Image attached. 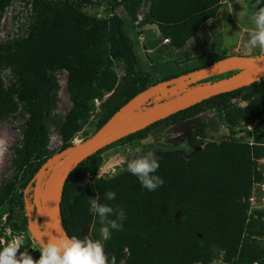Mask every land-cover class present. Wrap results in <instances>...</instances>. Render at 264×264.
<instances>
[{
  "label": "trees",
  "instance_id": "1",
  "mask_svg": "<svg viewBox=\"0 0 264 264\" xmlns=\"http://www.w3.org/2000/svg\"><path fill=\"white\" fill-rule=\"evenodd\" d=\"M8 1L0 0V6ZM40 1L48 10H65L62 21L68 23V27L65 24L68 30L72 24L70 20L81 16L72 4H65V8H62L59 4ZM139 1L111 0L108 5L107 13H111L108 31L110 51L115 57L123 56L126 59L135 85L126 91L122 100L106 112L96 130L138 92L157 82L204 69L225 56L233 55L227 54L225 49L212 51L211 47V50L205 49L201 54L191 57L174 56V53H178L196 34L200 26L216 14L220 0H148L149 12L144 17V22L157 24L160 32L152 43L141 44L137 38L140 32H137L133 25ZM252 2L255 11L258 7H264V0H259V4L257 0ZM118 7H122V14L114 11ZM98 23L99 21H96V24ZM72 36V39L65 40V49L61 53L50 54L45 51L47 49L36 53L29 51L28 58L32 62V68L21 72L25 84L18 97L29 113V118L22 138L13 146L16 160L26 171L17 201L21 209L31 215L30 221L34 226H41L44 231L43 221L36 211L33 187L37 170L47 160L44 157L47 138L44 116L46 109L50 107L53 90L47 70L61 67L68 72L66 85L71 106L60 129V134L66 142L62 148L64 149L71 145L68 142L71 135L80 130L86 121L94 97L90 85L98 77H104L109 69L103 59L99 58V43L93 41L96 48L88 47L93 33L83 34L84 37L88 36L83 45ZM165 38L169 39V43L163 42ZM106 47L107 45L105 49ZM143 47L152 48L155 56H148L149 71L142 69L138 61V54L149 55L142 51ZM33 53L35 55L32 60L30 57ZM239 55L250 56L249 52ZM191 60L194 63H191ZM243 67L244 65L237 64L224 67L216 74L181 90L212 82L220 79L219 76L223 73L227 76ZM262 79L264 76L243 87L211 96L177 111L114 141L78 163L68 174L60 197V216L64 231L69 236L85 239L82 226L89 222L91 213L87 202L82 200V195L88 193L90 198L95 197L100 203L112 207L119 205L124 210L126 218L122 221V229L112 231L109 239L112 249L109 252L107 248L104 250L109 259L114 257V263L124 257L123 247L128 250L125 264H196L203 257L210 255L211 245H218L225 251L227 260L234 258L233 264H245L246 257L249 256L247 250L244 245L239 250L245 221L242 199L248 195L250 186V159L262 155L257 148L252 147L251 153L244 145L236 142H206L200 150L194 151L195 146L201 145L200 141L196 140V126L194 132L184 141L157 159L160 167L155 174L159 175L164 183L155 191L150 192L143 188L137 177L127 170L110 178H97L96 173L101 163L100 154L105 149L122 142L140 141L148 130L163 121L180 124L197 114L206 104L218 103L230 96H254L261 93L264 91ZM173 94L174 92L165 95ZM154 98L155 96L139 104L152 106L157 102ZM5 99V92L0 83V100ZM136 105L127 112L129 116ZM250 110L256 115L264 114L262 107H258L259 112L253 107ZM185 155L189 157L186 158ZM48 173L49 171L44 174L41 186ZM110 190L116 193V198L112 201L106 200L104 196V193ZM10 193V188L3 189L0 207L4 206V201H9L7 196ZM109 218L115 219L114 216ZM44 241H47L46 237Z\"/></svg>",
  "mask_w": 264,
  "mask_h": 264
},
{
  "label": "rangeland",
  "instance_id": "2",
  "mask_svg": "<svg viewBox=\"0 0 264 264\" xmlns=\"http://www.w3.org/2000/svg\"><path fill=\"white\" fill-rule=\"evenodd\" d=\"M44 1L53 5L59 4L62 8H65V4H72L81 16L70 20L72 24L69 31L65 28V24L68 27V23L62 21L65 10L61 9L58 12L54 9V11L48 10L40 0H9L0 6V83L6 96L5 100H0V198L4 188L11 189V193L7 196L9 201H4V206L0 207V247L4 242L22 235L25 238V245L19 251H27L34 260L39 259L40 238L43 236L44 240L45 231L41 226H34L30 221L31 215L28 212L26 214L17 201L26 171L13 153V146L22 138L29 118V113L18 97V94L23 92L25 84L21 72L32 68L28 52L36 53L47 49L45 51L50 54L61 53L65 49V40L72 39V35L79 44L83 45L84 39L88 37H84L83 34L93 33V39H89V49L96 48L93 41L99 43V58L103 59V63L109 69L104 77H98L90 85L94 97L84 125L74 132L68 141L71 145L79 144L90 137L106 112L122 100L126 91L135 85L126 59L123 56L115 57L109 48L108 31L111 13H107V8L111 0ZM149 5L148 0H140L133 21L136 31L144 37L142 43L153 41L160 32L157 24L144 22V17L149 12ZM114 11L118 14L123 13L122 7ZM253 12L255 8L252 0H220L216 14L204 22V27L197 37L199 45L195 51L201 54L202 50H211L212 47V51L225 49L227 54L249 52L252 57L263 54L259 49L250 50L245 47L248 32L253 27L250 19ZM96 21L99 23L96 24ZM165 43H169V39ZM143 48L142 51L149 55L138 54V61L142 69L149 71L148 56H155L151 48ZM176 53H174L175 57L183 56L182 52ZM34 55L33 53L30 59L33 60ZM190 62L192 63L193 60ZM47 74L53 83V90L50 107L46 109L44 116L47 133L44 147L46 159L62 150L66 143L60 134V129L71 106L66 85L67 70L54 67L48 69ZM225 75L226 73H223L219 77ZM261 81L264 83V79ZM168 96L170 95H156L154 100L159 101ZM146 105L148 104H137L130 114L141 112ZM251 107L257 112H259L258 107L264 108V91L254 96L241 94L226 97L218 103L206 104L197 114L188 117L180 124H172L169 120L163 121L148 130L140 141L122 142L105 149L100 154L101 163L96 177H113L127 170V161L130 158L135 155H147L150 150H155L156 159L161 158L165 152L176 147L185 140L184 138L192 134L196 126L198 127L196 140L201 143L196 146V151L206 142L216 144L236 142L250 151L252 147L257 148L262 155L250 159V186L248 195L242 199L245 221L239 250L243 245L247 250L249 256L246 257L245 264H264V114L252 113ZM128 117L129 113L124 118ZM249 155L252 154L249 152ZM82 197L84 198L82 200L90 206L89 194L84 193ZM89 218V222L82 226L84 238L101 240L102 221L92 213L89 214ZM102 243L104 250L107 248L109 252L112 249L109 240ZM122 252L124 257L116 263L111 261V264H125L128 256L127 248L122 247ZM233 260L234 258L226 259L223 248L211 245L210 255L203 257L196 264H233Z\"/></svg>",
  "mask_w": 264,
  "mask_h": 264
},
{
  "label": "water",
  "instance_id": "3",
  "mask_svg": "<svg viewBox=\"0 0 264 264\" xmlns=\"http://www.w3.org/2000/svg\"><path fill=\"white\" fill-rule=\"evenodd\" d=\"M244 65L212 82L181 90L230 65ZM264 76V55L243 56L228 55L214 64L194 71L186 76L173 77L155 83L138 92L120 106L88 139L79 144H72L48 158L37 170L33 187V199L36 211L43 221L45 235L56 234L64 227L60 216V197L70 171L82 160L114 141L141 130L177 111L188 108L211 96L238 89L253 80ZM174 92L170 97L161 99L152 106L131 117L124 118L129 109L140 102L156 95ZM49 171L43 185L44 174ZM46 240H47V236Z\"/></svg>",
  "mask_w": 264,
  "mask_h": 264
},
{
  "label": "clouds",
  "instance_id": "4",
  "mask_svg": "<svg viewBox=\"0 0 264 264\" xmlns=\"http://www.w3.org/2000/svg\"><path fill=\"white\" fill-rule=\"evenodd\" d=\"M250 19L253 27L248 32L245 47L250 50L259 49L264 53V7H258ZM159 167L155 150H150L147 155H135L127 161V171L136 176L141 186L150 192L164 183L163 179L155 174ZM104 196L106 200L112 201L116 198V193L110 190L105 192ZM89 200V212L98 216L103 223L100 228L101 240L87 237L82 240L76 236H69L62 229L57 230L55 235H45L46 242L42 239L43 236L40 238L38 248L40 256L34 260L27 251H19L25 245V238L21 235L4 242L0 247V264H111L114 257L109 259L102 241L111 239L113 230L122 229V221L126 218L124 210L119 205L112 207L100 203L96 198ZM110 216H114L115 219H110Z\"/></svg>",
  "mask_w": 264,
  "mask_h": 264
},
{
  "label": "crops",
  "instance_id": "5",
  "mask_svg": "<svg viewBox=\"0 0 264 264\" xmlns=\"http://www.w3.org/2000/svg\"><path fill=\"white\" fill-rule=\"evenodd\" d=\"M203 27H204V23L199 27V29L196 32V34L189 39V41L186 43V46L179 51L180 53L182 52V54H183L182 57H187V56L191 57L192 56L191 54H195V55H199L200 54L199 51L197 52V51H195V49L198 48L199 39L197 37H198L201 29H203ZM149 43H152V41H149ZM151 50L153 51L152 48H151ZM202 52H203V50L201 51V53Z\"/></svg>",
  "mask_w": 264,
  "mask_h": 264
},
{
  "label": "built area",
  "instance_id": "6",
  "mask_svg": "<svg viewBox=\"0 0 264 264\" xmlns=\"http://www.w3.org/2000/svg\"><path fill=\"white\" fill-rule=\"evenodd\" d=\"M137 38H138V41H139L140 44H141V43L143 42V40H144V37L142 36L141 33L138 34ZM167 41H168V38H165V39L163 40V42H167ZM255 264H257V263H255Z\"/></svg>",
  "mask_w": 264,
  "mask_h": 264
},
{
  "label": "flooded vegetation",
  "instance_id": "7",
  "mask_svg": "<svg viewBox=\"0 0 264 264\" xmlns=\"http://www.w3.org/2000/svg\"><path fill=\"white\" fill-rule=\"evenodd\" d=\"M170 96H171V95H170ZM170 96H168V97H170ZM166 98H167V97H166ZM163 99H164V98H163ZM187 137H188V136H187ZM187 137H186V138H187ZM186 138H184V139H186ZM179 144H180V143H179ZM195 149H196V146H195V148H194V151H196ZM185 156H186V155H185Z\"/></svg>",
  "mask_w": 264,
  "mask_h": 264
},
{
  "label": "bare ground",
  "instance_id": "8",
  "mask_svg": "<svg viewBox=\"0 0 264 264\" xmlns=\"http://www.w3.org/2000/svg\"><path fill=\"white\" fill-rule=\"evenodd\" d=\"M131 116H133V115H131ZM131 116H129V117H131Z\"/></svg>",
  "mask_w": 264,
  "mask_h": 264
}]
</instances>
